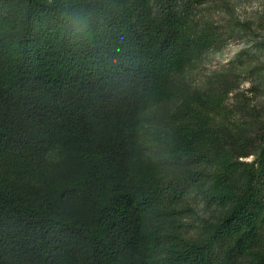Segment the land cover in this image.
<instances>
[{
    "label": "trees",
    "instance_id": "obj_1",
    "mask_svg": "<svg viewBox=\"0 0 264 264\" xmlns=\"http://www.w3.org/2000/svg\"><path fill=\"white\" fill-rule=\"evenodd\" d=\"M18 1L52 27L32 18L0 44V159L49 187L26 199L0 184V264H264V147L245 183L140 174L143 113L168 72L216 43L185 24V7L208 0ZM195 152L187 142L179 162ZM234 193L221 219L199 216L200 201Z\"/></svg>",
    "mask_w": 264,
    "mask_h": 264
},
{
    "label": "rangeland",
    "instance_id": "obj_2",
    "mask_svg": "<svg viewBox=\"0 0 264 264\" xmlns=\"http://www.w3.org/2000/svg\"><path fill=\"white\" fill-rule=\"evenodd\" d=\"M185 8L186 26L197 32L209 28L217 40L196 51L183 70L168 72L167 95L143 113L140 174L165 181L201 172L214 184L232 172L245 183V163L264 147V0H208ZM32 18L37 30L52 27L18 0H0V44L19 39ZM187 142L196 150L191 165L179 162ZM50 158L59 161L62 155ZM0 184L26 199L49 187L45 174L9 168L1 159ZM238 197L234 193L225 204L200 201L195 208L216 222Z\"/></svg>",
    "mask_w": 264,
    "mask_h": 264
}]
</instances>
